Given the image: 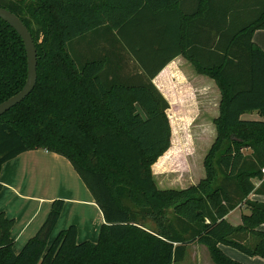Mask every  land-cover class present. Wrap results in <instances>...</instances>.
Returning <instances> with one entry per match:
<instances>
[{"label":"trees","instance_id":"trees-1","mask_svg":"<svg viewBox=\"0 0 264 264\" xmlns=\"http://www.w3.org/2000/svg\"><path fill=\"white\" fill-rule=\"evenodd\" d=\"M0 7L22 20L37 54L32 91L0 115V168L27 150L61 155L104 218L95 242H77L70 225L47 246L63 204L56 199L16 252L13 220L0 211V264H179L193 242L214 264H241L219 245L264 259V201L250 197L264 196V49L252 40L264 29V0H0ZM93 32L118 52L75 57L73 41ZM121 51L141 78L107 74ZM179 54L215 81L219 115L204 176L162 189L151 165L168 150L171 130L168 103L151 79ZM26 77L23 42L0 18V103ZM240 206L248 213L233 224L226 215Z\"/></svg>","mask_w":264,"mask_h":264},{"label":"crops","instance_id":"crops-1","mask_svg":"<svg viewBox=\"0 0 264 264\" xmlns=\"http://www.w3.org/2000/svg\"><path fill=\"white\" fill-rule=\"evenodd\" d=\"M252 40L260 48L264 49V29L255 30ZM117 49L106 46L104 38L96 34V32L73 41L75 57L83 60L90 59L95 55H105L106 52L108 55L116 54L118 52ZM121 53L124 58L120 60V63L116 59V64L113 66L111 64L107 69V74L122 78H141L143 76L142 70L129 60L127 53L123 51ZM111 58L115 59L116 57L111 55ZM151 83L168 103L166 114L171 130L170 145L175 142L176 148L181 149L183 147L185 149L187 145L185 146L180 141L182 139L180 138L181 134H189L191 132L204 133L206 130L212 131V139L214 140L216 130L213 120L219 115L221 97L219 89L212 78L197 72L191 60L187 56L179 54L172 58L151 79ZM246 116L253 118L256 115L248 114ZM211 144H208V146L210 147ZM192 147L193 145L189 149ZM44 154L52 155V158L58 160H67L65 157L47 150L33 149L18 154L3 163L0 168V211L13 220L11 234L14 236L15 232L16 237L30 235L28 237L30 238L33 236L44 223L52 202L60 199L66 205H64L56 224L60 223L59 220L61 218L62 222L67 219V228L70 225H75L76 227L77 242L93 240L97 231L99 234L100 224L104 223L100 208L68 160L64 163L68 176L63 177L64 180L59 183H55L54 173H49L46 167L39 162L42 160L40 156ZM199 178L201 179L202 177ZM197 182L193 180L191 184ZM250 197L261 200L256 195H251ZM45 204L48 207H45ZM69 207L71 208L68 209ZM242 209L246 208L240 206L230 211L226 218L228 219L234 212ZM97 213H99V216L101 215L99 224L97 223ZM260 228L264 230V224ZM49 237L51 239V236ZM219 246L232 258L242 261V264H264L263 258L253 256L248 257L250 259H246L226 249L225 245ZM187 252L190 253L189 258L193 264H214L204 245L193 242L188 246Z\"/></svg>","mask_w":264,"mask_h":264},{"label":"rangeland","instance_id":"rangeland-1","mask_svg":"<svg viewBox=\"0 0 264 264\" xmlns=\"http://www.w3.org/2000/svg\"><path fill=\"white\" fill-rule=\"evenodd\" d=\"M246 115L248 114H244L243 117L252 118ZM256 117L258 118L257 115L254 118ZM180 138H182L180 139V141L183 144H185V146L187 145L186 147L184 146L185 149L183 147L182 148L180 147L181 149L176 148V144L174 142L170 145L168 150L164 154L159 156L158 159L154 162V164L151 165L152 177L154 179L156 186L159 188H162V189L164 188H176V189L185 188L191 185L193 180L197 182V180L200 179L199 177L204 176V169H203L202 162H203L204 156L206 155L208 149L210 148L208 144L212 143L211 140H213L212 131L206 130V132L204 133H194V132H191L189 134L184 133V134H181ZM192 145L193 147L189 149V147ZM41 150L44 151V149H41ZM40 157L42 160H40L39 162L44 167H46L49 173H54L55 183H59L60 181L64 180L63 177L68 176V171L64 164L66 163L65 161L67 160H61V159L58 160V159L52 158L53 156L49 154H44V155H41ZM196 178L198 179L196 180ZM259 197L261 198V200L264 201V196H259ZM123 202H125L126 204H130L127 198H124ZM64 205L66 204L63 201L61 211L63 210ZM45 207H48V205L45 204ZM70 208L71 207H69L68 209ZM244 213H248V210L247 209L237 210L236 212H234V214L228 217V220L233 224H239L241 222V214H244ZM96 215H97V223L99 224L101 215L99 216V213H97ZM61 219L59 220L60 223H57L54 229L51 231L50 233L51 239L49 237L47 246L50 245V243L52 242L54 237L57 235V233L67 228L66 227L68 226L66 223L67 219H64V222H62ZM101 225L102 224H100V226L98 225L99 228L101 227ZM97 234H98V231H97ZM97 234L94 237V239L91 241L97 240L98 238ZM11 235L14 239L13 249L16 252L22 249L23 245L25 244V242L28 240V237L30 236V235H22V236L16 237L15 232H14V236L13 234ZM248 243H250V241H248ZM224 247L230 251H233L239 256H243L246 259H250L248 257H253V256H247L243 254L242 252H240L239 250H237L236 248H233L231 246H224ZM189 254L190 253L187 252L181 264H193V262L189 258Z\"/></svg>","mask_w":264,"mask_h":264},{"label":"water","instance_id":"water-1","mask_svg":"<svg viewBox=\"0 0 264 264\" xmlns=\"http://www.w3.org/2000/svg\"><path fill=\"white\" fill-rule=\"evenodd\" d=\"M0 18L7 22L20 36L27 57V77L23 87L14 95L0 103V115L21 102L33 89L37 79V54L33 38L22 20L13 12L0 7Z\"/></svg>","mask_w":264,"mask_h":264},{"label":"built area","instance_id":"built-area-1","mask_svg":"<svg viewBox=\"0 0 264 264\" xmlns=\"http://www.w3.org/2000/svg\"><path fill=\"white\" fill-rule=\"evenodd\" d=\"M262 171L264 172V169H262Z\"/></svg>","mask_w":264,"mask_h":264}]
</instances>
